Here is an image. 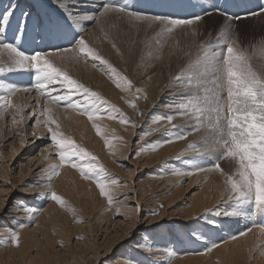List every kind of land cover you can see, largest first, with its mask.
I'll return each mask as SVG.
<instances>
[{
    "label": "rangeland",
    "instance_id": "obj_1",
    "mask_svg": "<svg viewBox=\"0 0 264 264\" xmlns=\"http://www.w3.org/2000/svg\"><path fill=\"white\" fill-rule=\"evenodd\" d=\"M115 1L116 3L124 2L135 4L141 9L144 8L143 10L152 12L157 11L155 12L157 14L173 15L179 18H188L191 15L198 14L202 10H206L201 7H192L188 0H114V2ZM213 1L217 0H203L208 6H211ZM227 1L229 0H222L219 6L222 8L225 6L224 2ZM261 2V0H258V3H256V11L259 10L260 6H263ZM20 5H22V3ZM232 14L238 15V13ZM212 15L217 14L213 13ZM217 16H219L218 19L208 18L207 16L193 25L179 26L174 28L172 32L165 31L163 34H161L159 25H151L147 22L130 23L114 19L115 21H108L107 24H94L95 31L97 32L94 34V38L96 39L94 41L97 42L99 40L100 42L103 41L101 43H104L105 41L102 38H107L106 44H104L106 47H109V50H106V54L108 53L107 56L109 58L107 56L106 58L113 64H116L118 61L120 62L121 74L132 82V87L128 89V92L130 94L133 93L135 100L138 102H141V100L148 95L152 82L155 83V85L161 84L165 88L170 86L171 93L176 91L174 88L177 83L187 85L188 76H193L196 72V66L193 63L195 58L199 56L200 63H205V56L203 54L204 47H207L209 44L214 46V51L218 50L215 47L216 37L219 35L221 26L223 25L227 28L229 23L233 39L237 41V45L240 48L244 49L251 56V63L254 69L258 72L264 71V67H262L264 66V14L249 15L246 18L232 20L230 22L226 21L223 15ZM110 26L115 27L112 28V30L117 29V36L112 34ZM98 29L101 31L98 32ZM109 32H111L114 37L112 35L109 36ZM193 33H195V35H193ZM97 37H99L98 40ZM120 40L124 41L121 42ZM157 40H159V43H157ZM202 45L204 47H201ZM45 50H47V46L39 51ZM30 51L32 50L30 49ZM67 64L69 65L66 66V70L73 78L78 79L92 91H96L101 96L102 100L109 103L108 97L101 91L102 88L93 87L95 83H98L97 85L100 86L105 82L103 81L104 78H100L103 74L105 76V72L102 73L101 67H96V70V68L91 66L84 67L82 62H79L77 69H73V63ZM79 71L81 73L83 72V74ZM182 71L183 75H181ZM95 72H99L97 73L99 75L93 74ZM141 73H144L143 77ZM91 75H94V77ZM96 75L98 78L95 77ZM17 76L18 75L10 73L6 74L5 79L17 84H27L31 82L29 77L27 79H16L15 77ZM177 76L181 77L180 81L174 79ZM144 79H149V81L143 84L142 81ZM145 86L148 88L146 89ZM137 89H139V91H137ZM21 92L17 93L20 98V105L23 103L22 99L25 98L24 92ZM25 93L27 94V92ZM181 94L183 97H187V99L191 98L189 90H185L184 93L182 92ZM32 100L33 99L28 101L24 109L22 108V115L24 117L32 111L30 105L35 104V101ZM164 100L165 99H158L151 104L149 116L148 111L145 112V110L136 105L135 115L137 117L136 119L139 120L136 121V123L139 124L134 125L133 131L132 126L134 122L131 123V119H128L129 116L126 117L122 110L119 115L118 112L115 114L117 118H111V120H115L117 123L119 122L117 125L121 126V131L130 138L129 143H127L128 149L123 155H121L120 152H116L117 154L112 155L114 156L113 158L111 155L108 156L113 167H109L107 172L105 171L101 176L102 179L116 181L115 184H110L109 186L110 194L113 197L111 204L108 203L107 197L104 198L105 200L101 198L94 179H86L80 174V171H78L79 169L66 165L63 170H72L80 180H87V182L93 186H91V188L95 190L92 196V199L96 200L95 208L91 206L89 202L90 199L87 195H76V198L74 197L70 202L67 201L65 211L58 210L59 204L55 202L57 205L55 204L54 207H52L53 210L50 211L53 218L47 215L40 222L38 220L40 217L39 215H41L40 213L44 212L51 201L54 202L50 199V195L46 191L48 187H43L44 184H48V181L46 172L42 170L47 169L49 164L57 163L58 159L54 149L48 146L49 142L46 138L47 132L42 135L45 139H38L37 136L34 135L35 133H30L37 119V115H30L27 121L26 117L21 120V123L26 128H23V134L25 135L23 139L22 137H17V129L11 128L12 133H9V124L5 123L3 126V133H6L4 136L5 138L3 137L2 139L4 140H0V225L7 224L13 230L16 226L23 225L25 229L28 231L30 230L29 232L36 235L37 238L33 242L35 244L31 243L25 246L26 248L24 247V250L27 249V251L26 255L23 257L21 252H24V250L22 249L18 254L15 251L18 244H14L13 237H10L9 242L12 243L13 248L10 252L5 251L6 247H3V251L0 248V264H45L47 262V264H116L115 258L118 255L126 251L134 252V249L137 247L142 248L144 253H149L147 255L138 256L141 264H171L174 260H182L188 255H203L204 257L206 255L205 258H207L211 256V251L222 246L226 241L232 244H239L236 241H242L243 238L244 241L241 246L246 243L251 244L248 245V247H244L246 253L245 258L248 264H252L253 262L256 264H264V241H260L261 239L264 240V231H261L264 222L260 223L262 216L260 214H253V220H249L246 224L236 227L239 223L245 221L246 217L239 216L232 218L223 216L222 213L225 211V206L219 203L223 177L218 175L219 173L215 171L212 172L208 170L209 175L208 173H204L208 172L207 170L202 172L195 171L197 166H207L212 163L211 158L198 157L191 150L187 149L189 143L197 142L200 138L208 135L206 128L202 127L200 131L188 134L183 140V142H185L183 151L172 153L170 150L173 145L169 148L167 144H163L160 146H162L161 149L165 150L161 152L160 156L154 158V153L159 152V150H153V145L158 144L161 140H168L167 131L170 134L171 129H173V132L178 135L188 131L194 122L189 116H185L183 119L182 117H177L171 125L166 124L169 127L165 129V132L162 126L159 127L161 129L159 132L155 131V127H153V129L152 127L145 128L144 125H149V121L158 114L160 105L164 104ZM130 105H133V103L131 102ZM35 110H42V106ZM121 113L129 122L123 124L120 122L119 116ZM83 116L85 120H88L86 115ZM40 119L43 120L44 118L41 117ZM108 119L110 120V118ZM97 125L99 126V124ZM172 125H176L177 127L173 128ZM85 126L86 125H82L81 131ZM130 129L132 134L129 133ZM92 131L95 132V128L92 127ZM75 132L71 137L77 144L95 156L97 158L96 162L103 166V159L100 155L102 156L104 148L99 149L97 146H91L93 141L92 138H89L88 142L79 141L77 139L79 134ZM3 133L2 135H4ZM101 133L99 135H101ZM94 134L99 136L97 132ZM160 135L161 137H159ZM68 136L70 135L68 134ZM173 137L174 136H172V138ZM112 139L114 138L111 137V140ZM94 140L97 145H102L96 140V137ZM179 142H182V140H173L172 143L175 144ZM46 145L47 152L45 150ZM199 146L200 144H198V147ZM167 148L169 149L166 150ZM137 153L139 154L137 155ZM148 154L153 158L149 159ZM45 157H48V159L46 160ZM177 157H179V159H177ZM152 159L154 160L152 161ZM220 166L228 173L235 170L234 162L227 159L220 161ZM103 167L105 168V165ZM154 175L159 176L160 180L155 181L154 179L157 177H151ZM216 176L218 180H216ZM219 178L222 179V182ZM205 182L207 185L209 184L212 189L215 188V184L218 183V185H221L220 190L216 191L217 194L213 193L214 190L211 192L212 199L210 198V201H207L201 213L187 216L191 200L200 194L203 189L202 187H207ZM53 183L54 179L51 182L52 190H54ZM175 189L176 193L174 195L177 198L170 200V196L173 195L171 193H173ZM56 193L60 195L59 191H56ZM39 194L41 195L37 197ZM83 199H85L88 204L84 203ZM217 208H219L221 212L219 216L215 214ZM61 214L62 217L65 218L62 219ZM131 219H133L134 222H132ZM62 220H64V222ZM213 220L216 221L215 225L209 223V221ZM69 221H71V223H69ZM57 226H59L60 231L63 232L58 238L55 236L56 232L52 230V228L56 229ZM75 228L78 229L76 230ZM15 230H17V228ZM45 231H47V233H45ZM216 232H220L223 236L219 241L217 239L218 237L214 235ZM239 232L246 235H241ZM205 236L217 239L213 248H211L212 246L206 245H210L216 239H208ZM234 236L235 239H233ZM41 237L45 238L40 239ZM51 238L54 240L50 241ZM137 241H140L139 245ZM45 246H47V248ZM205 246L208 248V251L206 250L207 248L205 251L202 250ZM14 254H16L17 258ZM25 257L27 258L25 259ZM132 264H134V262Z\"/></svg>",
    "mask_w": 264,
    "mask_h": 264
},
{
    "label": "snow or ice",
    "instance_id": "obj_2",
    "mask_svg": "<svg viewBox=\"0 0 264 264\" xmlns=\"http://www.w3.org/2000/svg\"><path fill=\"white\" fill-rule=\"evenodd\" d=\"M188 2L194 8L201 7L206 10L188 18H179L143 10L135 4L116 3L114 0H51L59 19L54 20L48 16L45 20L43 16L38 17L35 28L38 33L66 40L67 44L45 51L31 52L21 50L15 41L22 40L27 44L28 32L32 27L33 9L21 8L19 0H9L6 6L0 8V37H4L0 39V53L5 54L0 55V118L9 115L14 122L25 118L22 115L23 109L18 108L12 100L21 91L27 93L35 91L38 96L44 97L42 110L37 113L34 109L31 115H37L35 121L37 126L43 124L47 128L48 146L54 149L58 159L57 163H52L47 169L42 170L46 172L48 181L46 191L50 194L51 200L59 205L65 203L62 197L51 189V182L66 165L79 169L84 178L94 179L100 195L107 197L109 204L113 200L109 186L116 181L101 178L106 171L104 167L71 136L65 135L52 115L53 106L78 111L92 121L98 135L101 133L100 127L96 124L101 118L98 103L111 107L112 111L105 113L109 118H117L115 114L118 110L115 106L108 105L96 91L73 78L66 70L64 61L73 64H78L81 59L99 61L107 65L110 70L109 79L117 88L128 90L132 87V82L85 40L84 28L119 19L130 23L147 22L159 25L163 34L165 31L172 32L179 26L193 25L213 13L223 15L229 22L249 15L264 14V6H260L258 11L233 15L219 6L206 5L203 0ZM93 4L96 6L93 7ZM9 32L14 33L13 42L8 40ZM213 47L211 44L204 47L205 63H200L199 56L195 58L193 63L196 72L187 78V85L180 89L182 92L189 90L191 98L175 105L180 114L189 116L194 122L188 131L154 144L153 150L173 140H184L191 132L206 128L208 135L197 142L189 143L187 149L198 157L212 159L210 165L197 166L196 172L210 170L218 172L223 177L219 201L225 206L223 216L239 217L253 214L264 216V71L258 72L254 69L251 56L233 39L230 23L227 28L222 25L219 30L215 45L218 50L214 51ZM93 67L96 65L93 64ZM10 73L18 75L30 73L31 83L17 84L8 81L5 76ZM174 79L180 81L181 77L177 76ZM37 104H40L39 100ZM40 117L44 119L41 120ZM119 119L122 124L129 122L123 114H120ZM159 119H166L171 124L173 116L168 115ZM155 131L159 132L161 129L157 127ZM105 145H109L108 139H105ZM45 150L47 151V147ZM226 159L235 164V170L231 173L225 172L220 166V161ZM215 214L221 215L219 208ZM209 223L215 225L216 221ZM261 231H264V226L261 227ZM13 243L18 244V234L15 232ZM137 244L139 245L140 241H137ZM134 252L136 255L129 259L134 264H141L138 256L146 254L140 247L135 248Z\"/></svg>",
    "mask_w": 264,
    "mask_h": 264
},
{
    "label": "bare ground",
    "instance_id": "obj_3",
    "mask_svg": "<svg viewBox=\"0 0 264 264\" xmlns=\"http://www.w3.org/2000/svg\"><path fill=\"white\" fill-rule=\"evenodd\" d=\"M121 1V0H120ZM236 0H229L227 2H224V5L226 6H223L222 8L226 9L227 8V4L228 3H232ZM263 3V6H264V0H261ZM116 2V1H115ZM9 3V0H0V8L6 6L7 4ZM19 3L22 5H20L21 8H28V7H31L33 9V14H32V27H30L29 29V32H28V38H27V44H25L24 41L22 40H17L15 41L16 44H18V46L21 47V50H25V51H28V52H31L30 49L32 51H36V50H42L43 47L47 46V50L49 48H53V47H57V46H64L67 44V41L66 40H59V39H55V38H50L46 33H38V31L36 30L35 28V24L37 22V19L38 17H45V20L47 19L48 16L52 17L54 20H58L59 19V14L54 10L53 6L51 5V0H19ZM124 3V2H123ZM142 4V3H141ZM214 5V4H213ZM93 7H95L96 5L93 4L92 5ZM222 6V5H221ZM220 7V6H219ZM175 8V7H174ZM144 9V8H143ZM148 11V10H147ZM157 12V11H155ZM211 17L213 19H218L219 16L217 15H211V16H208V18ZM206 18V19H208ZM112 21V20H111ZM115 21V20H114ZM112 23V22H111ZM107 24V23H106ZM105 24V25H106ZM110 24V22H109ZM115 24V23H114ZM96 25V24H95ZM104 25V24H103ZM13 27H15V22H13ZM99 27V26H97ZM111 27V30L112 28H115V27ZM139 27V26H138ZM143 28V27H142ZM141 28V29H142ZM107 29V27H106ZM109 29V28H108ZM110 30V31H111ZM98 32L99 29L97 30ZM117 29L116 30H112V34L117 36V33H116ZM120 31V30H119ZM136 31V29H135ZM107 32V31H106ZM121 32V31H120ZM119 32V33H120ZM97 33L95 31V27H94V24L93 25H90L86 28H84L83 30V35H84V38L86 41L89 42L90 46L94 47L97 52L103 56L104 59L107 60L106 56V50L108 51L109 50V47H106V41H107V38H102L105 42L104 43H101L103 41H99L97 37V42L94 41L96 40L94 38V34ZM99 34V33H98ZM103 34V33H102ZM111 32H109V36L112 35ZM121 34V33H120ZM127 34V33H126ZM97 35V34H96ZM107 35V34H106ZM107 35V36H108ZM112 35V36H113ZM98 36V35H97ZM100 36V35H99ZM111 36V37H112ZM125 36V35H124ZM123 36V37H124ZM104 37V35H103ZM114 37V36H113ZM120 37V36H119ZM0 39H4V37H0ZM8 40L9 42H13L14 41V33L12 32H9L8 33ZM121 41V40H120ZM124 41V40H122ZM121 41V42H122ZM119 42V41H118ZM116 43V42H115ZM110 46V45H109ZM111 49V48H110ZM148 52V51H147ZM110 53V52H109ZM149 53V52H148ZM153 53V52H152ZM147 54V53H146ZM150 54V53H149ZM0 55H5L3 53H0ZM132 55V54H131ZM148 55V54H147ZM146 55V56H147ZM112 56V55H111ZM154 56V55H153ZM108 57V56H107ZM148 57V56H147ZM109 58V57H108ZM117 60V59H116ZM80 62H82L83 66L84 67H88V66H91L93 67V64L96 65V67H101L102 68V73L105 72V76L103 74V76L101 75L100 78H104L103 81L104 84L103 85H100L98 86L95 82V84L93 85V87L97 88L99 87L101 89V91L104 92V94L108 97L109 99V103L108 105H114L115 108L117 107V110H118V115L120 112H124L126 117L129 116L128 119H131V123H133V126H132V131H133V127L134 125L136 124H139V123H136V121H139L137 120L136 118V115H135V106H139L140 108H142L143 110L148 111V116L150 115V112H151V109H150V106L153 102H156L158 99H165L164 100V104H161L160 105V108L158 110V114H156L150 121H149V125L145 126L144 127H148V128H151L153 129V127H155L154 129H156L157 127H160L162 126V128L164 129V132H165V129H168L169 126L167 125H171L167 122L166 119H159V117H166L168 115H172L173 116V120H172V123L174 122V120L177 118V117H182L185 118V115H182L180 114V112L177 111L175 105L181 103V102H186L187 100V97H183L182 96V91H180L181 88H183L186 84H176V87L174 88V90L176 89V91H174V93H171L170 92V86L165 88L163 85L161 84H156L152 82L150 88H149V92H148V95L146 97H144L141 102H138L135 100V97L133 95V93H129L128 90H122L120 88H117L115 86V84L112 82V80L109 79V74H110V70L107 68V65H104L102 64L101 62L99 61H93L91 59H88L87 61H85L84 59H81ZM67 63H71L69 61H64V64L67 66L69 64ZM99 63V64H98ZM113 65V67L116 68V70L118 72L121 73V68L119 66V61L116 63V64H113L112 62H109ZM77 65L78 64H74V67H72L73 69H77ZM83 67V69L85 70V68ZM95 67V68H96ZM90 68V67H89ZM88 68V70H89ZM94 68V67H93ZM100 68V69H101ZM99 69V68H98ZM95 70V69H94ZM97 70V68H96ZM83 71V70H82ZM86 71V70H85ZM80 72V71H79ZM81 73V72H80ZM99 73V72H97ZM96 72L93 73V74H97ZM101 73V72H100ZM83 74V72L81 73ZM91 74V73H90ZM189 74V73H188ZM15 75H18V74H15ZM85 75V73H84ZM99 75V74H97ZM95 76L96 78H98V76ZM142 77L144 76V73H141ZM190 75V74H189ZM83 76V75H82ZM81 76V77H82ZM92 76V75H91ZM90 76V77H91ZM192 76V75H190ZM29 77V79H31V74H25V75H18L17 77H15L16 79H27ZM79 77V76H78ZM94 77V75L92 76ZM187 77V76H186ZM189 77V76H188ZM13 78V77H12ZM97 80V79H96ZM102 80V79H101ZM99 81V80H98ZM149 81V79H144L142 81L143 84H146L147 82ZM97 82V81H96ZM102 82V81H101ZM31 83V82H29ZM170 83V82H169ZM18 84H21V83H18ZM169 85V84H167ZM171 85V84H170ZM174 85V84H173ZM178 86V88H177ZM146 89L148 88L147 86H145ZM173 88V87H172ZM172 90V89H171ZM22 93V92H21ZM20 93V94H21ZM184 93V92H183ZM24 95H25V98L22 99L23 103H21V105L19 104L20 102V98H19V95L16 94V96H14L12 98L13 100V103L18 107V108H25L28 104V101L33 99L32 101H35V104L34 105H30L31 106V113H29L26 117V121L28 120V117L32 114L33 110L36 109V108H40L41 106H43V104L45 103V100H44V97L42 96H38L35 91L31 92V93H25L24 92ZM27 95V96H26ZM23 97V96H22ZM190 99V98H189ZM37 100L40 101V104L38 105L37 104ZM133 103V105H130V103ZM136 106V107H137ZM98 107L100 108V112H101V118L99 120L96 121L97 124H99V127L102 131L101 135L97 136L95 135L94 131H92V121H89V120H85L84 119V116L81 115L78 111H75V110H72V109H68L66 107H61V106H53V118L57 120V122L60 124V130L64 133H66L67 135L69 134L70 136H72L75 133L79 134V136L77 137V139L79 141H83V142H88L89 138H92L93 141H92V145L91 146H97V148L101 149V148H104L103 149V154L102 156L100 155V157H102L103 159V166L105 165V168H106V172L108 170L109 167H113V164L110 162V160L108 159V156H112L114 154H117L118 152H120L121 155H123V153L128 149V144L129 143V137L126 136L123 131H121V126H118L117 123L115 120H110L108 119L109 116L106 115L105 113H108V112H111L112 109L111 107H108L106 105H104L103 103H98ZM122 110V111H121ZM39 112V110L37 111V113ZM78 112V113H77ZM122 114V113H121ZM146 114V113H145ZM117 115V116H118ZM41 118V117H40ZM142 119V118H141ZM6 120V121H5ZM36 121V120H35ZM7 123L9 124V133L11 132V128H14V129H17L18 132H17V137L19 136L20 138L25 136L23 134V128H25V126L21 123V120H18V122H14L12 119H11V116L9 115H4L2 118H0V140L5 136V134L3 133V126L4 124ZM146 123V122H145ZM167 124V125H166ZM82 125H86L84 127V129L81 131V127ZM26 129V128H25ZM24 129V130H25ZM96 130V129H95ZM149 131V130H148ZM153 131V130H151ZM47 132V128L43 126V124L37 126L36 123L34 122L32 128H31V131L30 133L33 134L35 133L34 135L37 136V138L39 136H42L43 133ZM171 135L169 134V132L167 131L166 133H168V138L169 139H172V136H175L176 134L173 132V129H171L170 131ZM2 133L4 135H2ZM12 133V132H11ZM72 133V134H71ZM129 133H131V129L129 130ZM65 134V135H66ZM132 134V133H131ZM10 135V134H9ZM162 135V133H161ZM161 135L159 137H161ZM122 136V137H121ZM16 137V139H17ZM31 137V136H30ZM43 137V136H42ZM96 137V140L100 143V144H104L103 146L102 145H97L94 138ZM111 137L114 138L111 140ZM167 137V136H166ZM5 138V137H4ZM14 138V137H13ZM19 138V139H20ZM105 139H108L110 141L109 145H105ZM4 140V139H2ZM1 140V141H2ZM87 140V141H86ZM163 141V140H161ZM184 143L183 140L182 142H179V143H175L173 144L172 142L171 143H166L167 146H172L173 147L171 148L170 152L172 153H175V152H178V151H183V148H184ZM1 144V143H0ZM139 145V144H138ZM11 146V145H10ZM12 147V146H11ZM47 147V145H46ZM162 146H158L156 147V149L159 150V152H155L154 153V158L156 156H160L161 152H163V150L165 149H161ZM169 148H167L166 150H168ZM12 149V148H11ZM44 149V148H43ZM49 149V148H48ZM98 149V150H99ZM47 152V151H46ZM117 152V153H116ZM165 152V151H164ZM148 158L151 159L153 157H150L151 155L148 154ZM114 156H112L113 158ZM36 158V157H35ZM51 160V159H50ZM154 159H152L153 161ZM146 161V160H145ZM51 162V161H50ZM117 162V161H116ZM151 162V160H150ZM45 163V162H44ZM52 163V162H51ZM226 163V162H225ZM230 163V162H229ZM228 164V163H227ZM4 165V164H3ZM50 165V164H49ZM1 167V166H0ZM222 167V166H221ZM104 168V169H105ZM7 170V169H6ZM76 171V169H75ZM79 171V170H78ZM77 171V173H78ZM148 171V170H147ZM208 171V170H207ZM210 171V170H209ZM209 171L208 172H204V173H208L209 175ZM7 172V171H6ZM149 172V171H148ZM214 172V171H212ZM212 172H211V175H212ZM203 173V174H204ZM217 173V172H216ZM12 174V173H11ZM104 174V173H103ZM78 175V174H77ZM202 175V174H201ZM215 175V173H214ZM220 175V174H218ZM152 178L153 177H157L156 179H154L155 181L157 180H160V177L159 176H151ZM208 177V176H207ZM211 177V176H209ZM215 177V176H214ZM205 178H206V175H205ZM54 179V183H53V186H54V190L56 191H59L60 192V196H64L62 197V199L65 201L64 205H59L58 206V210L60 211H65L66 210V207L65 205H67V201L70 202V200L74 199V197L76 198L78 195L79 196H85L87 195L90 199V204L91 206H94L95 208V205H96V200L92 199V196L94 195L95 193V190L91 188V184L89 182H87V180H80L76 175L75 173L72 171V170H63L60 169V174L56 177L53 178ZM84 179V178H83ZM88 179V178H87ZM220 181L222 180L221 178H219ZM211 180V178H210ZM216 180H218V177L216 176ZM209 181V179H208ZM219 182V181H218ZM222 182V181H221ZM206 183V182H205ZM204 183V184H205ZM213 183V181H212ZM215 183V182H214ZM207 185V183H206ZM214 185V184H213ZM212 185V186H213ZM44 186H47L48 187V184H44ZM158 186V185H157ZM216 186V187H215ZM215 188H211L209 186V184L207 185L206 188L202 187L203 189L201 190L200 194L198 196H196V198H193L191 200V205H190V208L187 212V216H190V215H193V214H199L202 212V209L203 207L206 206L207 204V201L211 198V195L214 190L213 193H216V191H219L220 190V187L221 185H218L215 184ZM42 187V189H43ZM52 187V186H51ZM93 187V186H92ZM97 187V186H96ZM176 189H179V188H176ZM176 189L175 191H173V194L172 196H170V200L174 199V198H177L174 194L176 193ZM87 191V192H85ZM45 192V191H44ZM217 194V193H216ZM41 194H39L37 197H39ZM50 195V194H49ZM77 195V196H76ZM169 195V194H168ZM219 196V195H218ZM102 199L106 198V197H102ZM212 199V198H211ZM219 199V197H218ZM77 200V199H76ZM105 200V199H104ZM169 200V201H170ZM74 201V200H73ZM210 201V200H209ZM215 201V200H214ZM20 202V201H19ZM83 202L84 203H87L85 201V199H83ZM37 203V202H36ZM25 204V203H24ZM55 201L52 202L48 205V207L44 210V212L40 213L41 215H39V222L43 220V218H45L47 215L50 217V218H53L52 217V214H50V211L53 210L52 207H54L55 205ZM88 204V203H87ZM210 204V202H209ZM57 205V204H56ZM11 207V206H10ZM87 207V206H86ZM78 209V208H77ZM93 209V208H92ZM82 212V211H81ZM136 213V212H135ZM64 215V214H63ZM110 216V215H109ZM262 216V215H261ZM38 217V216H37ZM60 217V216H59ZM58 217V218H59ZM61 217H62V214H61ZM72 217V216H71ZM246 217V220L239 223L236 227H239L241 225H244L246 224V222H248L249 220H253L254 219V216L251 215V216H245ZM57 218V217H56ZM65 218V217H62V219ZM77 218V217H76ZM75 218V219H76ZM233 218V217H232ZM19 219V218H18ZM70 219V218H69ZM67 219V220H69ZM74 219V218H73ZM37 220V221H38ZM46 220V219H45ZM49 220V219H48ZM71 220V219H70ZM132 222L133 219H131ZM31 221V220H30ZM53 221V220H51ZM61 221V220H59ZM64 222V220H62ZM151 221V220H150ZM46 222V221H45ZM44 222V223H45ZM264 222V216L261 217L260 219V223ZM50 223V222H49ZM52 223V222H51ZM69 223H71V221H69ZM38 224V223H37ZM43 224V223H42ZM257 224V223H256ZM54 225V224H53ZM68 225V224H67ZM71 225V224H70ZM21 226V225H20ZM20 226H16L14 228V230L17 228V230H13L9 227V225L7 224H3V225H0V248L1 250L3 249V247H6L5 251L7 252H10L12 250V243L9 242V238L10 237H13V232L17 233L18 234V246H17V249H15V251L18 253L20 252L22 249L24 250V247L33 243L34 240H36V235H34L33 233L29 232L27 229H25L24 227H21ZM27 226V225H25ZM34 226V225H33ZM51 226V224H50ZM62 226V225H61ZM254 226V225H253ZM52 227V226H51ZM69 227V226H67ZM72 227V226H71ZM70 227V228H71ZM260 227V226H259ZM46 228V227H45ZM49 228V227H48ZM74 228V227H73ZM243 228V227H242ZM248 228V227H247ZM69 229V228H68ZM76 229V228H75ZM78 229V228H77ZM76 229V230H77ZM240 229V228H238ZM236 229V230H238ZM244 229V228H243ZM255 229V228H254ZM260 229V228H259ZM52 230L55 233V236H57V238L59 236H61L63 234V232L60 231L59 229V226H57L56 229H53ZM51 230V231H52ZM242 230V229H241ZM52 231V232H53ZM70 231V230H69ZM254 231V230H253ZM40 232V231H39ZM75 232V230H74ZM232 232V231H231ZM45 233H47V231H45ZM65 233V231H64ZM70 233V232H69ZM73 233V232H72ZM240 233V232H239ZM66 235V233H65ZM71 235V234H70ZM216 237H218V241L223 237L221 235L220 232H216L214 234ZM243 235H246V234H243ZM249 235V234H247ZM264 236V235H263ZM40 237V235H39ZM206 238L208 239H216V238H211V237H208V236H205ZM43 237H41L40 239H42ZM45 238V237H44ZM43 238V239H44ZM56 238V237H55ZM47 239V238H46ZM217 239L211 243L210 245H206V246H212L211 248H213L216 244V241ZM240 239V238H239ZM260 239V237H259ZM39 240V239H38ZM37 240V242H38ZM54 239H50V241H53ZM247 240V239H246ZM249 240V239H248ZM11 241V240H10ZM43 241V240H42ZM41 241V242H42ZM67 241V240H66ZM244 241V238L242 241H236L237 243L239 244H232L231 242H228L226 241L225 243H223L222 246L220 247H217L215 248L213 251H211L209 257L205 258L203 255H188L187 257H184L182 260H174L173 262H171V264H248V262L246 261V253H245V249L244 247H248V245H251L249 243H246L245 245H242V242ZM260 241H264V240H260ZM36 242V244H37ZM44 242V241H43ZM260 243V242H259ZM35 244V243H33ZM43 244V243H42ZM41 244V246H42ZM45 245V243H44ZM84 245V244H83ZM255 245V244H254ZM35 246V245H34ZM40 246V247H41ZM204 247L202 250L205 251V249L207 247ZM47 248V246H45ZM54 247V246H53ZM26 248V247H25ZM28 248V247H27ZM35 248V247H33ZM36 249V248H35ZM201 249V248H200ZM210 249V248H209ZM264 249V248H263ZM38 250V249H37ZM208 251V248L206 249ZM3 251V250H2ZM26 251L27 249L24 250V252H21V255L24 257V255H26ZM32 251V250H31ZM41 251V250H40ZM39 251V252H40ZM202 251V252H203ZM14 252V251H13ZM12 252V253H13ZM15 252V253H16ZM44 252V251H42ZM56 252V251H55ZM193 252V251H192ZM201 252V251H200ZM16 253V254H17ZM30 253V252H29ZM27 253V254H29ZM41 253V252H40ZM4 254V253H3ZM6 254V253H5ZM16 254H14L16 256ZM19 254V253H18ZM31 254V253H30ZM34 254V253H32ZM135 252H129V251H126L124 252L123 254L121 255H118L116 258H115V262L116 264H132L133 261H131L129 258L134 256ZM146 255L149 254L148 252L145 253ZM8 255V254H7ZM20 255V256H21ZM57 255V253H56ZM136 255V254H135ZM13 256V255H11ZM30 256V255H29ZM36 256V255H35ZM6 257V256H5ZM28 257V256H27ZM25 257V259L27 258ZM121 257H123V259H120ZM2 258V257H1ZM12 258V257H11ZM10 258V259H11ZM17 258V256H16ZM59 258V257H58ZM3 259H4V256H3ZM13 259V258H12ZM39 259V258H38ZM178 259V258H177ZM181 259V258H179ZM1 260V259H0ZM64 260V259H63ZM66 260V259H65ZM248 260V259H247ZM6 261V260H5ZM21 261V259H20ZM19 261V262H20ZM34 261V260H33ZM50 261V260H48ZM9 262V261H8ZM13 262V261H12ZM11 262V263H12ZM25 262V261H24ZM45 262V261H44ZM47 262V261H46ZM257 262V261H256ZM21 263V262H20ZM48 263V262H47ZM45 263V264H47ZM51 263V262H50ZM254 263V262H253ZM252 263V264H253ZM264 263V262H263ZM3 264V263H2ZM27 264V263H26ZM30 264V263H28ZM251 264V263H250ZM256 264V263H254Z\"/></svg>",
    "mask_w": 264,
    "mask_h": 264
}]
</instances>
